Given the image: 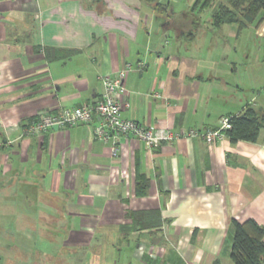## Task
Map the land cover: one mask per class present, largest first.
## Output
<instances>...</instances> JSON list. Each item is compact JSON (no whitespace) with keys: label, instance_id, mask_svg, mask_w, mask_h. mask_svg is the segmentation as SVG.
Returning a JSON list of instances; mask_svg holds the SVG:
<instances>
[{"label":"crops","instance_id":"crops-1","mask_svg":"<svg viewBox=\"0 0 264 264\" xmlns=\"http://www.w3.org/2000/svg\"><path fill=\"white\" fill-rule=\"evenodd\" d=\"M173 14L141 0H0V264H235L232 220L264 227V129L257 142L157 148L101 140L97 116L26 133L96 103L101 78L128 64L122 116L142 126L185 134L258 108L227 80L220 44Z\"/></svg>","mask_w":264,"mask_h":264},{"label":"built area","instance_id":"built-area-1","mask_svg":"<svg viewBox=\"0 0 264 264\" xmlns=\"http://www.w3.org/2000/svg\"><path fill=\"white\" fill-rule=\"evenodd\" d=\"M132 66L128 64L116 75H106L101 78L103 93L100 99L91 105H84L66 109L59 114H50L41 117L31 124L26 133L35 134L51 128L73 127L86 124L99 117L101 123L95 133L103 141H109L113 136L132 135L143 141L148 148H157L163 142H172L180 138H201L213 145L226 137V131L232 128L231 118L223 117L216 128L204 130L191 129L187 133H175L169 129L142 126L134 121L123 118L122 111L129 105L122 99L126 93L125 80ZM117 156V150L113 152Z\"/></svg>","mask_w":264,"mask_h":264},{"label":"trees","instance_id":"trees-1","mask_svg":"<svg viewBox=\"0 0 264 264\" xmlns=\"http://www.w3.org/2000/svg\"><path fill=\"white\" fill-rule=\"evenodd\" d=\"M150 5L157 13L170 16V2L163 0H141ZM214 0H197L195 6L206 8ZM216 27L225 24H236L241 33L254 22L260 27L264 23V0H226L221 3L212 16ZM264 38V35H263ZM48 57L53 59L54 52L48 51ZM64 54V53H63ZM58 55V52H57ZM61 58L64 55L59 54ZM232 128L226 131V136L232 142H257L264 129V110L248 105L243 112L229 115ZM145 182L138 186V193L145 195ZM234 230L231 259L235 264H264V227L255 220L241 223L232 220ZM216 264H219L217 262Z\"/></svg>","mask_w":264,"mask_h":264},{"label":"rangeland","instance_id":"rangeland-1","mask_svg":"<svg viewBox=\"0 0 264 264\" xmlns=\"http://www.w3.org/2000/svg\"><path fill=\"white\" fill-rule=\"evenodd\" d=\"M163 1L170 2L171 12H174L173 19L179 26L191 25L195 29L193 31L200 44H220L219 48L225 51L228 57L227 62H233L227 69V80L235 82L234 87L239 86L242 94L257 95L258 108H264V23L258 27L257 22H254L239 33L236 24L220 27L213 25L214 12L226 0H214L206 8L195 6L197 0Z\"/></svg>","mask_w":264,"mask_h":264}]
</instances>
